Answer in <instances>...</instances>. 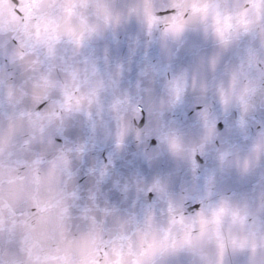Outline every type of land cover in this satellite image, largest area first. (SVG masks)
<instances>
[{
  "label": "snow or ice",
  "instance_id": "snow-or-ice-1",
  "mask_svg": "<svg viewBox=\"0 0 264 264\" xmlns=\"http://www.w3.org/2000/svg\"><path fill=\"white\" fill-rule=\"evenodd\" d=\"M0 264H264V0H0Z\"/></svg>",
  "mask_w": 264,
  "mask_h": 264
}]
</instances>
